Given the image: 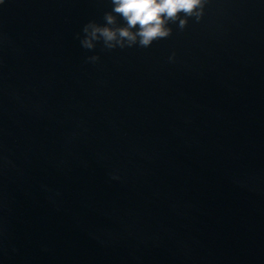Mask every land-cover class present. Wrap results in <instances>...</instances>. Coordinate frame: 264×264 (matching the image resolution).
<instances>
[{
	"label": "water",
	"instance_id": "1",
	"mask_svg": "<svg viewBox=\"0 0 264 264\" xmlns=\"http://www.w3.org/2000/svg\"><path fill=\"white\" fill-rule=\"evenodd\" d=\"M112 7L0 4V264H264V0L84 50Z\"/></svg>",
	"mask_w": 264,
	"mask_h": 264
},
{
	"label": "clouds",
	"instance_id": "2",
	"mask_svg": "<svg viewBox=\"0 0 264 264\" xmlns=\"http://www.w3.org/2000/svg\"><path fill=\"white\" fill-rule=\"evenodd\" d=\"M4 0H0L2 4ZM206 0H111V11L105 12L104 24L89 21L82 29L81 47L88 51L103 41L108 50L131 48L139 45L150 47L154 41L172 35L170 23L183 30L189 18L199 21L204 14ZM121 18V25L117 18ZM91 62L100 60L99 55L88 57Z\"/></svg>",
	"mask_w": 264,
	"mask_h": 264
}]
</instances>
